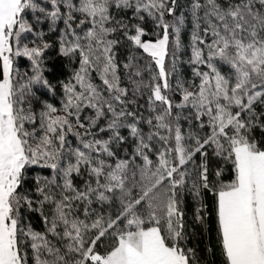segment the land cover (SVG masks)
<instances>
[{"label": "snow or ice", "instance_id": "6c2138e0", "mask_svg": "<svg viewBox=\"0 0 264 264\" xmlns=\"http://www.w3.org/2000/svg\"><path fill=\"white\" fill-rule=\"evenodd\" d=\"M0 264H264V0H0Z\"/></svg>", "mask_w": 264, "mask_h": 264}]
</instances>
